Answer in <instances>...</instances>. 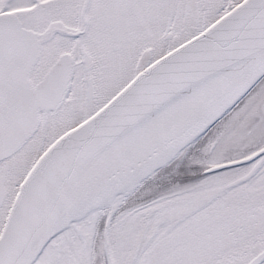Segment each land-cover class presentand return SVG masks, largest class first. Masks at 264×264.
<instances>
[{
	"label": "snow or ice",
	"instance_id": "snow-or-ice-1",
	"mask_svg": "<svg viewBox=\"0 0 264 264\" xmlns=\"http://www.w3.org/2000/svg\"><path fill=\"white\" fill-rule=\"evenodd\" d=\"M0 264H264V0H0Z\"/></svg>",
	"mask_w": 264,
	"mask_h": 264
}]
</instances>
